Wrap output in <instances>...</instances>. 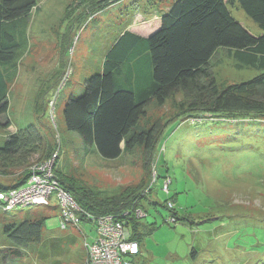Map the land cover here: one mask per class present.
I'll use <instances>...</instances> for the list:
<instances>
[{
    "label": "rangeland",
    "instance_id": "obj_1",
    "mask_svg": "<svg viewBox=\"0 0 264 264\" xmlns=\"http://www.w3.org/2000/svg\"><path fill=\"white\" fill-rule=\"evenodd\" d=\"M100 1H37L19 41L16 67L6 75L9 109L1 126L7 120L11 126H0V147L9 134L41 121V133L60 146L57 168L67 170L66 175L80 184L112 194L130 187L145 188L149 182L151 191L144 202L147 217L141 222L152 231L146 229L138 258L141 264H264V124L215 122L209 115L171 121L159 140L150 171L140 149L105 160L94 150L87 154L78 135L66 130L63 111L69 97L81 95L85 81L102 71L106 52L121 32L135 21V27L146 26L144 34L151 35L175 0H106V8L88 14ZM138 5L144 12L153 6L146 21L133 19ZM231 12L251 34L262 35L240 8L231 7ZM213 65L224 86L259 74L252 69L237 70L224 50ZM173 99L164 107L151 105L143 127L173 117L182 96ZM38 101L44 108L41 116L35 112ZM52 102L56 104L54 114ZM45 149L46 144L29 160L27 169L40 161ZM25 170L15 165L4 175L0 173V182L12 185ZM166 177L171 180L169 194L163 191ZM172 196H177V223L162 206ZM38 219H45L43 241L28 245L22 257L15 258L11 254L14 246L5 241L4 227ZM96 235L95 226L86 223L62 230L55 202L47 207L0 211V264H81L85 238L92 242Z\"/></svg>",
    "mask_w": 264,
    "mask_h": 264
},
{
    "label": "trees",
    "instance_id": "obj_2",
    "mask_svg": "<svg viewBox=\"0 0 264 264\" xmlns=\"http://www.w3.org/2000/svg\"><path fill=\"white\" fill-rule=\"evenodd\" d=\"M37 1L0 0V126L9 109V78L6 75L16 67L21 50L19 41ZM115 1L121 3L123 0L111 2ZM108 2H95L88 14L93 15L99 8L103 10ZM235 6L258 25L262 35L251 34L234 18L231 7ZM160 22V27L147 37L129 30L119 35L106 52L102 71L85 81L81 95L69 97L63 111L64 125L67 131L78 135L87 154L94 150L105 160H116L140 149L146 157L145 168L150 171L164 129L176 119L197 120L209 115L215 122L263 126L264 0H175ZM221 50L237 70L252 69L259 74L240 83L220 84L213 61ZM178 95L182 100L176 102L178 109L173 117L143 127L142 121L151 105L164 107ZM43 110L38 101L36 114L41 116ZM40 123L9 134L5 145L0 147V173L4 175L15 165L26 169L12 185L0 182V192L27 182L31 170L26 166L41 146L46 144V149L37 163L49 160L56 150L60 157L59 144L41 133ZM10 126L7 120L1 127ZM50 131L55 137L54 130L50 128ZM58 160L55 175L80 209L97 218L115 217L125 224L131 239L142 246L148 228L141 220L147 217L144 202L151 191L150 183L145 188L130 187L106 194L66 175L67 170L57 168ZM156 180L154 177L153 183ZM166 180L170 179L166 177ZM169 186L168 191L163 186L167 194ZM176 197H170L162 205L171 212L173 223L180 220L175 208ZM151 203L160 205L155 201ZM138 211L144 216L139 217ZM80 219L82 223L94 225L81 214ZM44 221L26 220L4 227L5 241L14 246L10 248L12 256L20 258L28 245L43 241Z\"/></svg>",
    "mask_w": 264,
    "mask_h": 264
},
{
    "label": "built area",
    "instance_id": "obj_3",
    "mask_svg": "<svg viewBox=\"0 0 264 264\" xmlns=\"http://www.w3.org/2000/svg\"><path fill=\"white\" fill-rule=\"evenodd\" d=\"M55 105L52 102L53 114ZM58 158L59 150H56L49 160L30 167L31 176L24 185L0 192V211L47 207L55 202L60 210L62 230L79 227L82 223L80 214L95 225L97 235L92 242L85 240L86 256L81 264H141L138 261L141 246L131 239L123 222L111 215L97 218L83 212L74 198L62 188L54 172ZM169 183L170 180L165 181V191H168ZM137 214L139 217L144 216L141 211Z\"/></svg>",
    "mask_w": 264,
    "mask_h": 264
},
{
    "label": "crops",
    "instance_id": "obj_4",
    "mask_svg": "<svg viewBox=\"0 0 264 264\" xmlns=\"http://www.w3.org/2000/svg\"><path fill=\"white\" fill-rule=\"evenodd\" d=\"M148 11L146 10L145 12L144 11H142L141 10V8L139 9V5L137 6V8H135V9H137V14H135L134 16H133V19L135 20V19H141V18H143V20L144 21H146V18L145 17H147V15L148 14H150V12L152 11V8H153V6H149L148 5ZM137 17V18H136ZM146 23V22H145ZM161 23V22H160ZM134 25H136V23H135V21H133L132 23H130V25L125 29V30H123L122 32H121V34H123L124 33V31H127V30H129V31H132V32H134V33H136L137 35H140V36H142V37H147V36H149V35H145L144 33L145 32H147V29H146V26L144 27V26H142V27H135ZM160 26V24L157 26V27H159ZM120 34V35H121Z\"/></svg>",
    "mask_w": 264,
    "mask_h": 264
},
{
    "label": "clouds",
    "instance_id": "obj_5",
    "mask_svg": "<svg viewBox=\"0 0 264 264\" xmlns=\"http://www.w3.org/2000/svg\"><path fill=\"white\" fill-rule=\"evenodd\" d=\"M60 140V139H59ZM59 142V141H58Z\"/></svg>",
    "mask_w": 264,
    "mask_h": 264
}]
</instances>
